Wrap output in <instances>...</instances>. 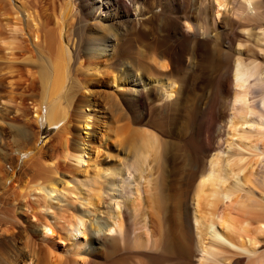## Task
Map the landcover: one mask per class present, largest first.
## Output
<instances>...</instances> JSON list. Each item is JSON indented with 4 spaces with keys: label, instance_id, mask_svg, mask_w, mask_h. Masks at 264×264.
I'll return each mask as SVG.
<instances>
[{
    "label": "bare ground",
    "instance_id": "obj_1",
    "mask_svg": "<svg viewBox=\"0 0 264 264\" xmlns=\"http://www.w3.org/2000/svg\"><path fill=\"white\" fill-rule=\"evenodd\" d=\"M75 1V11L63 0L45 17L38 0H0L1 78L19 60V35L36 48L58 44L48 96L33 111L38 125L58 128L54 142L38 144L27 119L5 121L21 108L11 90L0 94L13 105L0 108L8 126L0 125V186L23 173L7 133L26 140L16 150L44 175L21 185L15 214L0 226V264H122L161 242L142 253L149 264H162L158 252L174 254L173 264L236 255L264 264V0H131L133 13L122 0ZM191 82L202 92L192 94ZM182 120L196 122L194 134L169 140ZM149 215L160 221L156 238ZM20 236L28 249L16 245Z\"/></svg>",
    "mask_w": 264,
    "mask_h": 264
},
{
    "label": "rangeland",
    "instance_id": "obj_2",
    "mask_svg": "<svg viewBox=\"0 0 264 264\" xmlns=\"http://www.w3.org/2000/svg\"><path fill=\"white\" fill-rule=\"evenodd\" d=\"M122 1L125 2V4H127L129 11L131 13H133L134 10H132V9H133L134 6L131 3V0H122ZM147 1L148 2H153V0H147ZM38 2L39 3H37L35 8H37L38 11L43 12L44 14L43 13H41V14H43L46 17L49 13H51L52 11H55L56 9H58L59 4H62L63 0H38ZM72 2L74 3L73 11H75L76 8H77L76 7L77 6V2L75 0H72ZM39 7H40V9H39ZM87 7L88 6L82 7V9H81L82 16L81 17L87 23H91V22H93V18L94 17H93L92 13L91 14L89 13V10H88ZM53 8L55 10H53ZM42 9H44V11L45 10L46 11L44 12ZM95 15H97V13ZM23 31L25 32V30H22V33H23ZM24 35H25V37H24ZM18 39H19V42L21 43V45L19 44V42L17 43L16 48L14 50L15 51L14 55H15V57L17 56V58L19 60H17V59L14 60V66H13L14 70H13L12 74H9V73L6 74L5 71H3L4 75L2 76V78L0 77L1 78L0 79V94L2 92L11 90L12 94L15 97V101L14 102L17 104L19 109L20 108L21 109L18 112L12 111L11 114L9 115L10 117H5V121L14 122V123L15 122L16 123H20L21 120H22L21 122H23V121H25V119H27V122L29 124H31V127H33V129L35 131L38 130V133H39V135H38L39 139L38 140L39 141H37V143L40 144V145H43V144L45 145V144H48V143H50L52 141L53 142L55 141L58 128L57 127H53V126H49L47 123H42V124L38 125L35 122V120H34L35 112H33V111H34L35 107L39 106V104H40L39 100L43 96H45V97L48 96L46 94L48 93L47 91H48V88H49V83L51 82L52 77H53L52 75H53V68H54V63H55L54 60L56 59L54 54L56 53V50L58 49V44L56 42H52L51 44L47 42L46 44L44 43L43 45H41V47L36 48L35 46L32 45L31 41H29V39H27V35L25 33H23L22 35H19ZM28 42H30V43H28ZM20 47H22V48H20ZM27 48H30V49H27ZM37 49H39V50H37ZM0 51H1V48H0ZM47 55H49V56H47ZM24 56H26V57H24ZM27 57H31V58H29L30 59L29 61H27L28 60ZM46 65H48V66H46ZM40 70H42V74L44 73V75L41 74V76H40V74H39ZM46 70H48V72H46ZM49 71H51V72H49ZM198 72H199V69H197V73ZM7 75H9V76L12 75V76L9 77ZM6 76L8 78H5ZM7 79H12L11 80L12 84L10 86L11 88L9 87L8 84H6ZM192 82H193V80H192ZM192 82L190 83V90L192 91V94H195L196 92L199 93L201 91V89H198V87H193L194 84ZM95 88L96 89H100V90L101 89L102 90L103 89L104 90L108 89V87H106L105 85L101 84V82L95 83ZM191 91L188 92V96H187V99H186L187 103L191 102ZM44 93H46V94H44ZM173 97H174V95H173ZM42 99H44V97ZM2 100L3 99H0V108H2L4 106H5L4 108H6V106H13L12 104L6 105L7 103H4ZM104 102L105 101H102V103H104ZM62 103H64L63 99H62ZM109 104H110V101H109ZM109 104L106 105L107 111L109 113H111V112L114 113L116 111V109H114L115 107L113 108V106L111 105L112 107L109 108ZM186 106H188V105L186 104ZM23 111H25L26 114H27L25 118L22 117ZM112 113H111V115H112ZM0 119H1V117H0ZM104 119H106L107 122L110 121V117L109 118H107V117L105 118L104 117ZM182 121H180V124L178 125V128L176 130H173L172 134L168 138L169 140H172L173 142H183V140L188 138L190 135L194 134L193 131L197 128L196 122H191L190 124L189 123L185 124V122L184 121L182 122ZM117 124H120V123H117ZM0 125H3V127L5 129H8L7 124L5 122H3V124H2L1 120H0ZM113 125H115V123ZM210 129L212 130L211 134L213 132L214 133L216 132V130H215L216 128H214V127L211 128L210 127ZM89 131L90 130L87 129L86 132L88 133ZM82 133H83V135L85 134V131L83 129L81 130V134ZM214 133L212 135L210 134L209 136L207 134V136H206V132H205V135H204L205 139L207 138L206 140L207 141L209 140V142L213 141V139H212L213 135H216ZM7 135H8V133L4 135V141H6L7 143L14 142L15 145L13 143L10 144L11 148H12L11 150H13V151H10V152H12V155L15 158L18 157V154H19V156H21L19 158V160H18L19 162H18V167L17 168L18 169L20 168V170L18 172H20V173L23 172V173H21L20 182L16 181L17 182L16 183L15 181H10V183H9V181H7L6 184H5V187L4 186H0V226H2V227H7L6 225L12 219L10 217H13V215L15 214V205L17 204L18 200L21 198V194H22V190L20 189V188H22L21 185H23V187H24V185H27L28 182H30V181H32L34 179H39L40 177L43 178V176H44L43 175V169H41L42 167L40 165H37L38 163H37L35 158H34L35 159L34 160L32 157L28 156L29 154L25 155V154L20 153L18 150H16V147L17 148H18V146L20 147V145L23 144L24 142H26V140L22 138V140L21 139H20L21 141L18 140V143L16 144L15 141H14L15 139L13 138V136L10 135V134L8 136ZM9 137H11L12 140ZM5 138L6 139L8 138V140H11V141L5 140ZM93 156H94V154L91 155V157H93ZM32 160H34V161H32ZM3 163H4L3 164V169L4 170H6V169L10 170L12 168V165H9V163H7V162H3ZM38 166L41 167V168H39ZM80 177H84V176H80ZM18 184H19V186H18ZM179 184H178V182L175 184V189L176 190L179 189ZM189 188H190V186L188 187V189ZM190 190L191 189H189V192H190ZM173 191L171 190L172 193H173ZM30 198H33V197H31V195H30ZM61 204H63V203H61ZM12 212H14V213H12ZM159 213L162 214V212H160V211H159ZM149 217H150V218H148L149 226L151 225L150 229L153 232V234L155 235L154 238H156L157 236H159V224H160V221L156 217H154V218H153V216L151 217V215H149ZM156 222H157V225H156ZM179 225H180V223H179ZM178 228L179 227H177L176 230H178ZM134 230H135L134 226L131 227L128 230L130 241H131L132 237L134 236L135 232L137 231V230H135V231ZM99 233H101V231H99L98 233H95V234L97 235ZM191 233L192 232L189 231V237H187V244H188V250H189L188 251V257L194 256L196 254L195 248H194V246H192L193 245V240H192V238H190L192 236ZM132 234H133V236H132ZM19 239H20L21 243L19 242ZM102 240H104V243H103L104 246L108 247L109 246V244H108L109 240L108 239L107 240L106 239H102ZM160 240H162V239L160 238ZM26 244H28V246H26ZM158 244L162 245V242L158 243ZM16 245L18 246V248L24 247V248L28 249V247H29V243L26 242L22 237L18 238V241H17ZM160 245L158 247L153 248L151 246V244L149 243L148 246L147 245L144 246V249H142V247H141V249H139L138 252H140V253H137V252L136 253H127V255L125 254L124 257H123L122 264H142V263H145L146 261H148L147 263L149 264L150 263L149 262V257L148 256L144 257L142 255V253L143 252L144 253H152V251H155V250L156 251H160V249L162 248V246L160 247ZM262 246H264V242L260 243L259 251H263L262 249H264V248H262ZM158 253L161 254L162 257L164 256L163 258L160 259L162 264H173L175 262L174 254H167V253H164V252H161V253L158 252ZM225 255L228 256L229 254L225 253ZM225 255H224V257H227ZM125 256H126V258H125ZM230 256H231V254L229 255V257ZM242 256L244 258V255H242ZM242 256H241V258H242ZM237 257H238V255H236L234 257H231L232 260L230 258H229L230 260L226 259V260L230 261V262L229 261H225L226 264H234V263L236 264L237 262H235L234 260ZM146 258H147V260H146ZM244 263L247 264V260L246 259L243 262H240V263H237V264H244Z\"/></svg>",
    "mask_w": 264,
    "mask_h": 264
}]
</instances>
